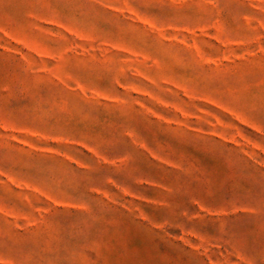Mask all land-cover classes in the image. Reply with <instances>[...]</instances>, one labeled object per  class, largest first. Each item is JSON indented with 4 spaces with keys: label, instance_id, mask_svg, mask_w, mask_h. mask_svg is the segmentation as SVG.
<instances>
[{
    "label": "rangeland",
    "instance_id": "1",
    "mask_svg": "<svg viewBox=\"0 0 264 264\" xmlns=\"http://www.w3.org/2000/svg\"><path fill=\"white\" fill-rule=\"evenodd\" d=\"M0 264H264V0H0Z\"/></svg>",
    "mask_w": 264,
    "mask_h": 264
}]
</instances>
